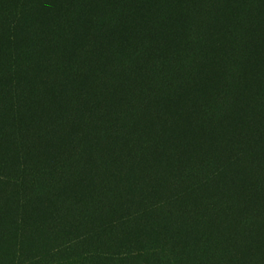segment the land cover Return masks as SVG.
I'll return each instance as SVG.
<instances>
[{"label": "trees", "instance_id": "obj_1", "mask_svg": "<svg viewBox=\"0 0 264 264\" xmlns=\"http://www.w3.org/2000/svg\"><path fill=\"white\" fill-rule=\"evenodd\" d=\"M0 264H264V0H0Z\"/></svg>", "mask_w": 264, "mask_h": 264}]
</instances>
